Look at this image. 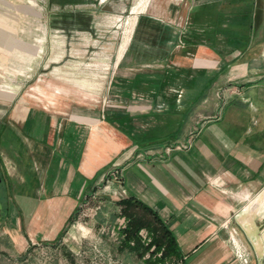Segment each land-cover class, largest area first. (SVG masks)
Instances as JSON below:
<instances>
[{
  "label": "crops",
  "instance_id": "obj_1",
  "mask_svg": "<svg viewBox=\"0 0 264 264\" xmlns=\"http://www.w3.org/2000/svg\"><path fill=\"white\" fill-rule=\"evenodd\" d=\"M186 18L185 41L159 38L177 67L168 81L159 79L151 103H130L113 120L55 116L29 99L5 108L1 102L12 98L0 89L7 114L0 117V231L15 252L57 240L106 179L110 193L135 196L159 215L187 264H246L234 254L232 238L240 240L232 229L255 235L243 222L252 203H264L252 197L264 188V0H199ZM130 38L129 31L119 65ZM138 79H147L137 86L148 90V77ZM194 125L199 133H186ZM157 139L163 142L144 145ZM188 140L190 149L177 148ZM169 142L172 151L153 152Z\"/></svg>",
  "mask_w": 264,
  "mask_h": 264
},
{
  "label": "rangeland",
  "instance_id": "obj_2",
  "mask_svg": "<svg viewBox=\"0 0 264 264\" xmlns=\"http://www.w3.org/2000/svg\"><path fill=\"white\" fill-rule=\"evenodd\" d=\"M197 1L177 4L150 0L142 8V0H0V89L12 98L2 101V107L13 108L29 99L55 116L67 118L80 113L91 120H108L109 116L113 120L132 103L142 106V98H149L151 103L156 95L151 90L163 83L160 78L168 81L169 72L177 67L165 54L170 45L162 44V37L161 41L156 39L157 28L147 34V28L138 27L139 19L148 17L155 25L164 21L165 36L179 35L185 41L190 26H181L186 24L190 5ZM129 31L130 42L119 65V52ZM141 75L148 77L149 91L137 86L147 80L138 79ZM1 116H7L5 111ZM197 126L186 129V133L192 129L199 133ZM174 144L169 142L153 152L162 153ZM105 180L97 191L82 199L75 219L67 223L57 240L31 244L26 253H17L9 236L0 231V264H148L149 254L140 257L125 246L119 232L126 224L120 215V191L110 193ZM252 194L264 199V188ZM246 205L242 201L239 207ZM131 210L152 221L141 207ZM249 216L250 220L246 218L243 223H250L257 230L256 236L250 232V237H243L248 230L241 226L232 229L240 240L238 243L232 238L234 254L243 263L264 264V203H252ZM141 235L150 240L146 229ZM166 264L178 261L168 258Z\"/></svg>",
  "mask_w": 264,
  "mask_h": 264
},
{
  "label": "trees",
  "instance_id": "obj_3",
  "mask_svg": "<svg viewBox=\"0 0 264 264\" xmlns=\"http://www.w3.org/2000/svg\"><path fill=\"white\" fill-rule=\"evenodd\" d=\"M138 27H141L145 30L146 28L148 30L150 28L149 32L147 30V34L150 33V35L151 30L157 28L158 32L156 39L162 37L165 41H167V37L170 36L164 35L167 32L164 33L165 27L162 24H152L148 17L145 18L141 16L138 22ZM165 54L167 55L168 52H165ZM162 142L163 140L161 139L149 140L145 142L144 145H159ZM120 203L123 205L120 215L125 218L126 224L123 228H120L119 232L124 236L123 242L125 246L129 247L131 251L138 253L140 257H144L145 255L149 254V258L147 260L148 264H166L168 258H174L176 261H178V264H187L183 258L175 236L150 206L137 199L135 196L122 199L120 200ZM132 207H141L144 212L152 217V221L149 219L148 221L145 220L143 217L134 212V210H131ZM74 219V216L71 217L68 223H72ZM143 229L148 231V234L150 235L149 241L145 240L141 235V231ZM64 231L65 230H63L59 238L63 236Z\"/></svg>",
  "mask_w": 264,
  "mask_h": 264
},
{
  "label": "built area",
  "instance_id": "obj_4",
  "mask_svg": "<svg viewBox=\"0 0 264 264\" xmlns=\"http://www.w3.org/2000/svg\"><path fill=\"white\" fill-rule=\"evenodd\" d=\"M171 1L174 2V3L179 4V3L186 2L187 0H171ZM192 146H193L192 140H188L186 142H182L181 144H178L177 148L178 149H190ZM171 150H173V148L168 146L167 147V152H170ZM110 174L116 179H120L121 178L120 172L118 170L111 171Z\"/></svg>",
  "mask_w": 264,
  "mask_h": 264
},
{
  "label": "flooded vegetation",
  "instance_id": "obj_5",
  "mask_svg": "<svg viewBox=\"0 0 264 264\" xmlns=\"http://www.w3.org/2000/svg\"><path fill=\"white\" fill-rule=\"evenodd\" d=\"M4 184V176H3V172L0 169V185ZM3 208V207H2Z\"/></svg>",
  "mask_w": 264,
  "mask_h": 264
},
{
  "label": "water",
  "instance_id": "obj_6",
  "mask_svg": "<svg viewBox=\"0 0 264 264\" xmlns=\"http://www.w3.org/2000/svg\"><path fill=\"white\" fill-rule=\"evenodd\" d=\"M3 212V208H2V204L0 203V215L2 214Z\"/></svg>",
  "mask_w": 264,
  "mask_h": 264
}]
</instances>
